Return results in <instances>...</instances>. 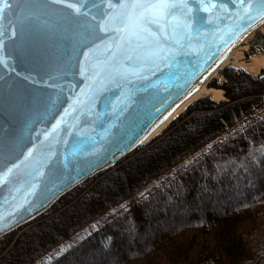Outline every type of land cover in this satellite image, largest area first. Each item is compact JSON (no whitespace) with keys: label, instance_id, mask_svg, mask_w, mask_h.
I'll list each match as a JSON object with an SVG mask.
<instances>
[{"label":"water","instance_id":"water-1","mask_svg":"<svg viewBox=\"0 0 264 264\" xmlns=\"http://www.w3.org/2000/svg\"><path fill=\"white\" fill-rule=\"evenodd\" d=\"M171 2L167 17L153 24L146 16L140 31L121 0H88L87 17L51 0H8L0 16V236L152 140L264 25V0Z\"/></svg>","mask_w":264,"mask_h":264},{"label":"trees","instance_id":"trees-1","mask_svg":"<svg viewBox=\"0 0 264 264\" xmlns=\"http://www.w3.org/2000/svg\"><path fill=\"white\" fill-rule=\"evenodd\" d=\"M220 71L225 98L1 235L0 264H264V76Z\"/></svg>","mask_w":264,"mask_h":264},{"label":"snow or ice","instance_id":"snow-or-ice-1","mask_svg":"<svg viewBox=\"0 0 264 264\" xmlns=\"http://www.w3.org/2000/svg\"><path fill=\"white\" fill-rule=\"evenodd\" d=\"M52 3L63 4L67 8L73 10V15H83L87 17L89 11L84 10V6L87 4L88 0H51ZM0 16H2L4 8H7L8 0H0ZM96 5H93L95 7ZM120 7H130L133 12L128 14V24L135 28H138L140 31H145L146 29L142 26V21L147 16L149 22L153 24H158L161 19H164L169 15V9L177 7V5L171 0H153L151 3L140 2V0H133L131 5L124 3V0H121ZM137 8L144 9V11L139 14H135L134 10ZM96 19V17H92ZM109 29L106 28L103 24L100 25V31L105 32ZM116 31H126V29H116ZM87 57L88 53H84ZM11 171V169H9Z\"/></svg>","mask_w":264,"mask_h":264},{"label":"bare ground","instance_id":"bare-ground-1","mask_svg":"<svg viewBox=\"0 0 264 264\" xmlns=\"http://www.w3.org/2000/svg\"><path fill=\"white\" fill-rule=\"evenodd\" d=\"M240 48V46H236L234 47L228 54L227 56L224 58V60L222 61V63L218 66L219 68L222 67L224 64L229 62V59L232 55V53L237 49ZM236 58L233 60V64H237L244 67V70L249 71V72H257L256 70L261 68L262 66H264V54H256L253 53L250 57V61L248 62H242V61H237L235 62ZM214 74V73H213ZM207 95L209 97H211L214 100H219L221 98H223V92L221 88L218 87H214V86H207V83L202 84L200 87H198L196 90H194L178 107L177 109L164 121L162 122L159 126H157L152 133L150 134V136L148 137L151 138L154 135L158 134L159 132L162 131V129L167 125V123L173 119L176 115H178L179 113H181L183 111V109H185V107L187 105H189L190 103H192L193 101H195L197 98Z\"/></svg>","mask_w":264,"mask_h":264},{"label":"rangeland","instance_id":"rangeland-1","mask_svg":"<svg viewBox=\"0 0 264 264\" xmlns=\"http://www.w3.org/2000/svg\"><path fill=\"white\" fill-rule=\"evenodd\" d=\"M260 35H264V25H261V26L257 27L255 30L250 32L246 37H244L242 42H240L238 44V46H240V48L238 47L232 53L228 63L224 64L222 67L218 68L214 72L212 78L213 77H217L219 79V81H221L223 79V75H222L220 70L223 67H225V66H233L234 68H237V69L241 68V69L244 70V67H241V66L238 65L239 62L237 64H233L232 63L235 58H236L235 62H237V61L248 62V61H250V57H251V55L253 53L264 54V45H261V42H260V41H263V38L260 37ZM251 47L256 49V52H252L251 51ZM256 71L257 72H254V70H253V72H250V73H252V74H261V75L264 76V66H262L261 68L257 69ZM209 81H208V83H209ZM223 98H225V97L223 96ZM223 98H221V99H223Z\"/></svg>","mask_w":264,"mask_h":264}]
</instances>
